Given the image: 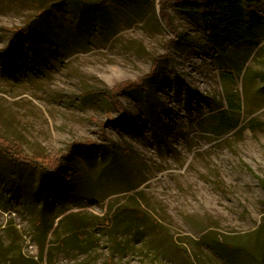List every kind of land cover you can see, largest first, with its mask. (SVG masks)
<instances>
[{
    "label": "rangeland",
    "instance_id": "rangeland-1",
    "mask_svg": "<svg viewBox=\"0 0 264 264\" xmlns=\"http://www.w3.org/2000/svg\"><path fill=\"white\" fill-rule=\"evenodd\" d=\"M238 1L260 29L231 43L168 2L171 42L160 0H0V138L68 174L0 148V264H264V0Z\"/></svg>",
    "mask_w": 264,
    "mask_h": 264
},
{
    "label": "trees",
    "instance_id": "trees-1",
    "mask_svg": "<svg viewBox=\"0 0 264 264\" xmlns=\"http://www.w3.org/2000/svg\"><path fill=\"white\" fill-rule=\"evenodd\" d=\"M80 2V1H79ZM79 2H74V6H87L89 5L90 1H82L81 4ZM118 2L121 4L122 0H118ZM172 3L177 5L179 8H181L183 11L191 14H197L200 15L202 20L204 21L206 25V33L209 35H214V38L222 39L224 42H231L233 43L235 40L232 39L231 31L228 27H220V30L218 29V25H235L239 23L244 24V29L241 30L242 35H245L246 38L245 41L249 40L253 37V32L255 30L260 29V17L251 10L250 4L246 2H241L238 0H160L159 6H160V16L164 20L167 28L171 32V35H173L171 42L177 41L179 39V33L175 29L168 11L166 10V4ZM23 34H28L27 32H23ZM264 37V36H263ZM238 39V38H237ZM13 44V43H12ZM10 45V47L12 46ZM10 47L5 49L4 53L9 52ZM210 52L216 53L215 50L211 49ZM16 53L14 51L12 54ZM10 54V53H9ZM233 71H229L223 74V77H232ZM148 78V77H146ZM144 79V78H143ZM143 79H141L138 82H124L117 86L112 91L108 92L109 95H106V91H103L105 94V97L112 101L116 106L119 107V110H123L121 102L117 99L118 95L121 94L124 91H133L138 90L141 86V83L143 82ZM124 111V110H123ZM230 111H240V105L239 101L235 102L233 96L230 97L229 100V110L224 109L221 110L218 114L214 115L212 119L216 121L215 126L213 125L211 127V132L216 136H222L224 134H227L229 132H232L239 128L240 126V119L239 118H233L229 117ZM123 112L121 113V115ZM203 122H198V125H201ZM100 133L104 137V126L105 123H100ZM93 143L91 141H88L86 145L89 147H93ZM108 147L109 150H114V145H105V147ZM0 148L5 150V152L14 160L15 163L21 165V166H35L38 165V167H41L42 169L46 170L45 172L54 174L58 176V178H65L68 181V174L64 170V164L67 159V157H60L56 158L55 160L48 161V164L46 166L39 164L35 159L31 158H25L20 157L10 147L9 143L6 140H3L0 138ZM41 158V157H39ZM42 159L40 160V162ZM64 181V180H62ZM187 256V260L189 261V264H194V262L190 259L189 255ZM259 264L260 261H259Z\"/></svg>",
    "mask_w": 264,
    "mask_h": 264
}]
</instances>
